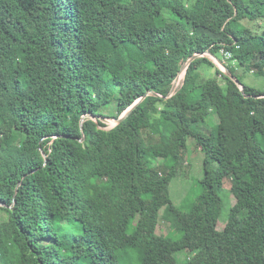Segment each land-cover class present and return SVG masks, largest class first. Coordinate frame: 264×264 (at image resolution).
<instances>
[{
	"label": "trees",
	"instance_id": "trees-1",
	"mask_svg": "<svg viewBox=\"0 0 264 264\" xmlns=\"http://www.w3.org/2000/svg\"><path fill=\"white\" fill-rule=\"evenodd\" d=\"M263 13L264 0H0V264H131L140 249L138 264H264V89L236 73L264 81V31L242 24ZM189 138L199 192L174 206ZM142 167L163 176L155 197L137 192Z\"/></svg>",
	"mask_w": 264,
	"mask_h": 264
},
{
	"label": "rangeland",
	"instance_id": "rangeland-1",
	"mask_svg": "<svg viewBox=\"0 0 264 264\" xmlns=\"http://www.w3.org/2000/svg\"><path fill=\"white\" fill-rule=\"evenodd\" d=\"M165 16H167V14H165ZM242 24L245 27L250 28L254 34L262 33L264 31V15H262V17L258 18L256 21L253 22L245 21L242 22ZM219 59H222V57H219ZM236 73L237 76L240 77L243 80V82L246 83L247 85L264 89V81L258 80L255 78V76L252 75H243L241 71H237ZM101 112L106 116H111L117 114V109L115 105H110L107 108H103ZM121 114H119V116ZM102 121L106 123L107 126L105 128L107 129L112 128L114 126V123L110 121V119L108 120L107 118L105 119L102 118ZM216 124H217V120L215 116L212 114L209 117H207L205 121L201 124V128L203 129L205 127L207 130L209 129L212 130L213 128L216 127ZM205 133L207 134V132ZM157 155H159L158 152ZM202 161H203V154L198 148H196L193 139L189 138L187 140V148L185 151L184 168L182 172H180L179 175L170 182L167 188L168 196L170 197L172 204L174 206L182 205L184 201L187 199V197L190 204L192 198H194L196 194L199 192L197 181L202 176ZM141 176H142L141 184L137 187L138 194L140 195L144 192H152L154 197L157 196L162 186L163 176L159 175V178L156 182H150L146 177V169L143 167L141 168ZM227 193H228L227 186H224L223 190L219 193L220 197L223 200V208L217 225L218 230L223 228L227 216V211L235 201L234 198L230 195H227ZM0 215H4V214L0 212ZM162 216L168 217V212L164 211ZM161 231L166 232L168 231V229L162 227ZM141 254H142V249L137 251H129L125 254V256L127 257L128 261L131 264H138L140 262ZM175 261L176 258L169 257L162 264H175Z\"/></svg>",
	"mask_w": 264,
	"mask_h": 264
},
{
	"label": "water",
	"instance_id": "water-1",
	"mask_svg": "<svg viewBox=\"0 0 264 264\" xmlns=\"http://www.w3.org/2000/svg\"><path fill=\"white\" fill-rule=\"evenodd\" d=\"M206 55L214 58V60L217 63L216 66L223 73H225L232 81H234V83H236V85H238L240 87L241 91L243 92V86H242V84L238 81V79L234 75H232V73L227 69V67L224 65V63L220 59H218L215 56H213L212 54H210L209 52H206ZM201 56H202V54H195L194 56L190 57L185 63H183V65L180 68L179 73L177 74L176 78L174 79V81L172 83L171 89H170L169 94H168L167 97H170L171 95H173L174 92H175V90H176V88H177V86L179 85V75H180V73L183 71V76H184L185 71H186L189 63L191 61H193L194 59H196L197 57H201ZM148 94H150V95H157V94H155L153 92L146 93L140 100H138L136 103H134V105H132L131 107H129L127 110H125L120 116H118L117 118H107V119L108 120L110 119V121H112L114 123V126L117 125V124H119V123H121L122 121H124L127 118V116L130 114V112L132 111V109L138 104V102L141 101ZM257 97H259V96H257ZM81 129H82V127H81ZM82 141H83V138H82ZM43 156H44V158H46V155L45 154H43Z\"/></svg>",
	"mask_w": 264,
	"mask_h": 264
},
{
	"label": "bare ground",
	"instance_id": "bare-ground-1",
	"mask_svg": "<svg viewBox=\"0 0 264 264\" xmlns=\"http://www.w3.org/2000/svg\"><path fill=\"white\" fill-rule=\"evenodd\" d=\"M182 77H183V71L180 73L179 75V82L182 80ZM180 85V84H179Z\"/></svg>",
	"mask_w": 264,
	"mask_h": 264
},
{
	"label": "built area",
	"instance_id": "built-area-1",
	"mask_svg": "<svg viewBox=\"0 0 264 264\" xmlns=\"http://www.w3.org/2000/svg\"><path fill=\"white\" fill-rule=\"evenodd\" d=\"M226 58H228L229 56L225 55ZM213 62L216 64V62L213 60Z\"/></svg>",
	"mask_w": 264,
	"mask_h": 264
},
{
	"label": "clouds",
	"instance_id": "clouds-1",
	"mask_svg": "<svg viewBox=\"0 0 264 264\" xmlns=\"http://www.w3.org/2000/svg\"><path fill=\"white\" fill-rule=\"evenodd\" d=\"M209 57H210V56H209ZM210 58H212V57H210ZM212 59H214V58H212ZM212 59H211V60H212ZM212 61H213V60H212ZM215 65H216V64H215Z\"/></svg>",
	"mask_w": 264,
	"mask_h": 264
}]
</instances>
